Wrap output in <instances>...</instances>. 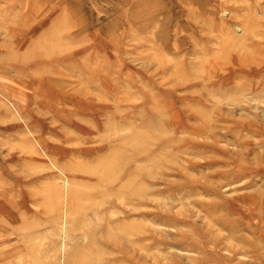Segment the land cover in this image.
Returning <instances> with one entry per match:
<instances>
[{
  "label": "rangeland",
  "instance_id": "374dc122",
  "mask_svg": "<svg viewBox=\"0 0 264 264\" xmlns=\"http://www.w3.org/2000/svg\"><path fill=\"white\" fill-rule=\"evenodd\" d=\"M0 264H264V0H0Z\"/></svg>",
  "mask_w": 264,
  "mask_h": 264
}]
</instances>
